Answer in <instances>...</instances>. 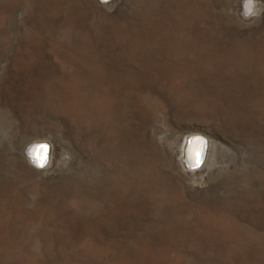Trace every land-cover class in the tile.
<instances>
[{"label": "rangeland", "instance_id": "1", "mask_svg": "<svg viewBox=\"0 0 264 264\" xmlns=\"http://www.w3.org/2000/svg\"><path fill=\"white\" fill-rule=\"evenodd\" d=\"M239 4L0 0V264H264V17ZM165 131L210 138L206 186ZM36 136L67 167H29Z\"/></svg>", "mask_w": 264, "mask_h": 264}, {"label": "clouds", "instance_id": "2", "mask_svg": "<svg viewBox=\"0 0 264 264\" xmlns=\"http://www.w3.org/2000/svg\"><path fill=\"white\" fill-rule=\"evenodd\" d=\"M110 0H100L102 5H108ZM228 14L235 16L245 27L256 24L264 17V0H240L239 7L229 8ZM170 133L165 131L157 139L161 143H168L175 156L177 168L188 178L193 186H206L204 177L215 166V153L210 148L209 137L201 132L185 133L182 140H168ZM24 162L38 173L48 175L50 171L59 167H67L70 155L61 150L56 153V144L51 137H32L25 139L21 150Z\"/></svg>", "mask_w": 264, "mask_h": 264}, {"label": "bare ground", "instance_id": "3", "mask_svg": "<svg viewBox=\"0 0 264 264\" xmlns=\"http://www.w3.org/2000/svg\"><path fill=\"white\" fill-rule=\"evenodd\" d=\"M3 125V124H2Z\"/></svg>", "mask_w": 264, "mask_h": 264}]
</instances>
